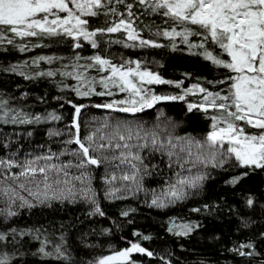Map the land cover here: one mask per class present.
Returning a JSON list of instances; mask_svg holds the SVG:
<instances>
[{"label": "snow or ice", "instance_id": "obj_1", "mask_svg": "<svg viewBox=\"0 0 264 264\" xmlns=\"http://www.w3.org/2000/svg\"><path fill=\"white\" fill-rule=\"evenodd\" d=\"M114 45L199 57L219 75L186 86L190 73L167 79L157 70L164 67L160 60L139 52L136 58L116 55ZM48 48L55 51L0 65V72L25 81L51 83L59 93L51 99L72 110L57 127L63 113L36 107L48 103L46 93L30 103L28 91L0 89V264H141L136 255L173 264V253L145 247L152 237L139 231L127 247L110 246L107 254L93 256L104 241H89L82 229L72 232L75 223L20 227L17 219L22 210L65 202L86 205L88 219L107 218L103 201L128 200L165 214L183 207L203 219L215 218L223 204L239 217L238 231L252 230L227 251L241 258L239 264H264V228L256 231L252 219L264 204L256 195L241 194L247 212L224 197L187 207L217 175L237 189L251 174L264 172V0H0V50ZM159 85L176 91L157 92ZM94 97L101 102H85ZM170 102L202 114L206 133L178 132L180 124L160 107ZM152 110L149 123L144 117ZM46 125L50 143L25 151L23 141ZM149 179L158 187L146 186ZM135 211L127 207L119 215ZM203 227L176 215L165 224L177 238ZM89 232L102 236L112 229Z\"/></svg>", "mask_w": 264, "mask_h": 264}, {"label": "trees", "instance_id": "obj_2", "mask_svg": "<svg viewBox=\"0 0 264 264\" xmlns=\"http://www.w3.org/2000/svg\"><path fill=\"white\" fill-rule=\"evenodd\" d=\"M55 49H36L34 52L22 54L14 50L4 52L0 50V65L7 66L9 63L21 61L27 57L35 56L38 54H49ZM112 53L119 55L123 53L126 56L136 58L137 53L141 56L147 57L149 60H160L163 63V69H157L167 79H184V73H190L191 80H185L186 86L195 82V78L212 79L219 75V70L214 69L208 62L203 61L199 57L188 56L187 54L180 53H166L165 50H129L121 49L118 45H114L110 50ZM64 53V49L61 48ZM159 53V54H157ZM66 54V53H65ZM153 67H156L153 65ZM19 86V87H17ZM157 92H170L174 93L176 89L168 85L154 86ZM0 89L9 91H28L30 93V103L35 102V98L47 94L48 103L46 105H37V110L48 108L58 109L63 113L65 120L57 127H61L63 123H67L71 115V108L65 104L63 109L58 108V102L51 99L53 96L58 95L56 88L47 81L30 82L25 81L23 78L11 74L0 72ZM106 99V98H105ZM189 99H196L189 97ZM90 103L101 102V98H92V101H85ZM168 117L172 121L180 124L178 132L183 131L191 132L193 135L202 136L208 130V121L200 113H187L186 106L183 102H170L161 105ZM92 114L99 115L98 110L91 109ZM151 123L155 119V110H152L147 116L144 117ZM48 127L38 126L34 132L33 137L23 141L25 144V151H31L33 147L43 143H50L47 140L45 132ZM53 149L56 150L59 146L53 144ZM154 163L156 161H153ZM227 177L217 175L216 179L210 181L205 193L201 197H197L189 201L187 207L198 206L199 203L205 200L210 203L220 202L218 198L224 197L228 204L233 205L234 208L243 209L240 204V196L244 192H250L258 197L260 202L264 204V172H257L251 174L249 177L237 187V189H230L224 184ZM146 186L158 187L155 179H149ZM235 193V195H233ZM102 206L106 208L107 218H93L88 219L86 215L87 206L84 204H55L52 208H38L32 210H22L21 215L17 218L20 227L32 226L34 224L49 223L53 225H71L75 223V228L71 229L72 232L79 233L83 230L84 233H89L87 239L89 241L95 240L97 243L104 241V243L97 249L92 250L91 255L107 254L109 247L113 250H118L128 246L129 240H137L138 237L132 235L134 231H139L145 235L152 237L149 241H144L145 247L155 251L158 255H166L168 252L173 253V264L178 261L179 264H239L241 258H234L233 253L227 251L236 241H243L251 229L243 232L237 230L239 217L229 215L227 207L221 204V210L217 212L215 218L203 219L195 213L188 214L186 209L181 207L173 209L167 214L162 213L156 209L146 207L139 200L117 201L116 203L102 202ZM135 208L136 211L129 217H121L119 213L127 208ZM169 215L183 216L193 221L200 220L203 222L204 227L197 230L188 238H177L167 233L165 224ZM252 219L256 221L253 228L260 231L264 228V212L257 211L252 215ZM110 221H116L112 225ZM130 221V222H129ZM111 228L112 232L107 235L93 236L90 234V229H95L99 232L100 229ZM135 259L141 261V264H160L159 260L136 255ZM35 260V258H29Z\"/></svg>", "mask_w": 264, "mask_h": 264}]
</instances>
